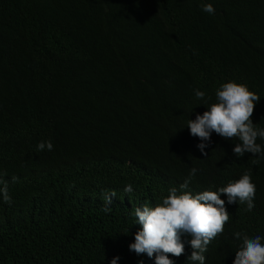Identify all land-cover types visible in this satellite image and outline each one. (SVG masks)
Listing matches in <instances>:
<instances>
[{"label": "trees", "instance_id": "obj_1", "mask_svg": "<svg viewBox=\"0 0 264 264\" xmlns=\"http://www.w3.org/2000/svg\"><path fill=\"white\" fill-rule=\"evenodd\" d=\"M229 80L261 97L251 119L264 128V0H0V174L12 197L0 199V264H154L128 248L134 210L192 168L193 194L246 171L256 186L250 212L220 197L230 220L205 264H232L233 233L264 238V159L237 158L239 141L215 132L203 156L186 127L207 110L193 90L211 104ZM43 140L52 151L36 150ZM190 239L174 264H194Z\"/></svg>", "mask_w": 264, "mask_h": 264}, {"label": "clouds", "instance_id": "obj_2", "mask_svg": "<svg viewBox=\"0 0 264 264\" xmlns=\"http://www.w3.org/2000/svg\"><path fill=\"white\" fill-rule=\"evenodd\" d=\"M201 10L210 15L215 13L211 3L202 4ZM193 91L198 100L204 101L202 105H206L207 109L186 123L189 134L201 141L196 145L201 154L208 156L205 142H210L211 134L215 132L226 140H238L232 148L233 154L240 158L245 153H251L256 157L252 160L253 165H258L264 159V145L256 141L258 138L264 140V128L257 127L251 117L261 97L250 91L245 84L232 80L219 85L215 90V102L211 104L205 100L203 91ZM53 148L51 140H43L36 145L38 152L52 151ZM197 171L196 168L190 169L188 177L179 188L170 187L161 203L155 206L145 204L134 210L135 223L140 228L134 233V242L128 245L130 251L137 255L146 254L154 259V264H174L169 256L178 258L184 254L185 245L181 235L187 234L191 237L188 244L192 251L186 259L194 264H205L207 246L223 233L225 224L230 220L221 194L226 196L230 205H246L244 210L248 212L254 208L256 186L249 172L246 171L239 179L229 181L216 191L204 190L193 194L187 189ZM11 179L15 182L18 177L13 176ZM123 191L130 193L132 186L126 185ZM113 197H116L115 191L109 190L103 194L102 211H110ZM0 199L6 204L12 203L4 174H0ZM233 236L240 244L232 264H264V238L259 235L250 238L243 232H235ZM118 259L113 257L109 264H117Z\"/></svg>", "mask_w": 264, "mask_h": 264}]
</instances>
